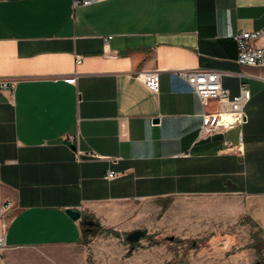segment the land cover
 I'll list each match as a JSON object with an SVG mask.
<instances>
[{"label": "crops", "instance_id": "1", "mask_svg": "<svg viewBox=\"0 0 264 264\" xmlns=\"http://www.w3.org/2000/svg\"><path fill=\"white\" fill-rule=\"evenodd\" d=\"M75 1L0 0V81L14 82L0 89V264L82 243L67 208L88 233L127 232L118 202L189 198L208 226L264 234V68L239 64L234 40L264 27V0ZM194 69L251 91L245 123L200 135L217 102L179 75Z\"/></svg>", "mask_w": 264, "mask_h": 264}, {"label": "rangeland", "instance_id": "2", "mask_svg": "<svg viewBox=\"0 0 264 264\" xmlns=\"http://www.w3.org/2000/svg\"><path fill=\"white\" fill-rule=\"evenodd\" d=\"M197 210L189 198L118 202L109 214L124 216L127 232L88 233L80 244L36 247L1 258L6 264H264L263 233L249 237L247 229L208 226ZM137 228L146 235L126 240ZM248 248L255 250L252 257Z\"/></svg>", "mask_w": 264, "mask_h": 264}, {"label": "built area", "instance_id": "3", "mask_svg": "<svg viewBox=\"0 0 264 264\" xmlns=\"http://www.w3.org/2000/svg\"><path fill=\"white\" fill-rule=\"evenodd\" d=\"M75 1V6L79 3ZM83 4H89V0H83ZM234 40L238 47L237 62L241 65H252L264 68V27L254 31H239L234 35ZM263 41V43H261ZM77 63L82 61L81 55H75ZM179 75L190 84L195 93L199 96L201 103L205 106L212 99L217 102V109L214 112L203 115L200 135H211L225 129H232L242 125L247 121L244 110L251 98V91L242 86L240 92L231 96L229 89L222 84V72L208 69L181 70ZM145 80L149 81L153 89L156 90V79L150 74L145 75ZM0 89L13 93L14 82L0 81ZM70 142L76 141V136L67 135ZM84 151H77L78 160H82L86 155ZM97 157L96 155H90ZM99 158V157H98ZM116 176L114 171L107 173V178ZM13 203L6 201L1 207V217H9L12 214ZM6 248L4 227L0 228V250Z\"/></svg>", "mask_w": 264, "mask_h": 264}, {"label": "water", "instance_id": "4", "mask_svg": "<svg viewBox=\"0 0 264 264\" xmlns=\"http://www.w3.org/2000/svg\"><path fill=\"white\" fill-rule=\"evenodd\" d=\"M157 120V119H156ZM66 213L72 217V219L74 220H78V219H82V223L83 225H89L90 228L87 230H90L92 226H94L95 224H97L96 222H94L92 219L86 218L85 216H82V212L79 209H75V208H67L66 209ZM147 231L144 229H136L134 231H132L131 233H129L127 235V239L129 242H137L140 240V238H143L146 235Z\"/></svg>", "mask_w": 264, "mask_h": 264}, {"label": "trees", "instance_id": "5", "mask_svg": "<svg viewBox=\"0 0 264 264\" xmlns=\"http://www.w3.org/2000/svg\"><path fill=\"white\" fill-rule=\"evenodd\" d=\"M108 233H109V232H108ZM83 235H84V236H85V235H88V232L85 231L84 226H83Z\"/></svg>", "mask_w": 264, "mask_h": 264}, {"label": "flooded vegetation", "instance_id": "6", "mask_svg": "<svg viewBox=\"0 0 264 264\" xmlns=\"http://www.w3.org/2000/svg\"><path fill=\"white\" fill-rule=\"evenodd\" d=\"M88 218V217H87ZM93 227V226H92ZM85 228L86 229H89L90 228V226L89 225H85Z\"/></svg>", "mask_w": 264, "mask_h": 264}, {"label": "bare ground", "instance_id": "7", "mask_svg": "<svg viewBox=\"0 0 264 264\" xmlns=\"http://www.w3.org/2000/svg\"><path fill=\"white\" fill-rule=\"evenodd\" d=\"M85 227V226H84ZM92 228V227H91Z\"/></svg>", "mask_w": 264, "mask_h": 264}]
</instances>
